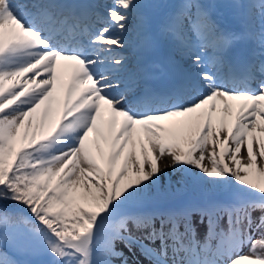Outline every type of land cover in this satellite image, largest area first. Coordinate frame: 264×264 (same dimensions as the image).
<instances>
[{
	"label": "snow or ice",
	"instance_id": "snow-or-ice-1",
	"mask_svg": "<svg viewBox=\"0 0 264 264\" xmlns=\"http://www.w3.org/2000/svg\"><path fill=\"white\" fill-rule=\"evenodd\" d=\"M0 264H264V0H0Z\"/></svg>",
	"mask_w": 264,
	"mask_h": 264
},
{
	"label": "rangeland",
	"instance_id": "rangeland-1",
	"mask_svg": "<svg viewBox=\"0 0 264 264\" xmlns=\"http://www.w3.org/2000/svg\"><path fill=\"white\" fill-rule=\"evenodd\" d=\"M156 2L170 3V2H174V0H156ZM207 2L217 3V4H220V5H228V4L237 2V0H207ZM239 2H244V0H239ZM221 11L229 14V16L231 17V14L235 10L234 9L223 8V9H221ZM105 115H107V113H105ZM168 163H170V160L167 157H165V158H163L161 166L163 167L164 165H167ZM165 170L168 173V177L175 178V176L177 175V173H174L170 168H166ZM165 179H167V178H165ZM117 246H118V248H121V249L123 248V244L118 243ZM245 251H247V248H245Z\"/></svg>",
	"mask_w": 264,
	"mask_h": 264
},
{
	"label": "bare ground",
	"instance_id": "bare-ground-1",
	"mask_svg": "<svg viewBox=\"0 0 264 264\" xmlns=\"http://www.w3.org/2000/svg\"><path fill=\"white\" fill-rule=\"evenodd\" d=\"M65 79H67V77H65Z\"/></svg>",
	"mask_w": 264,
	"mask_h": 264
}]
</instances>
